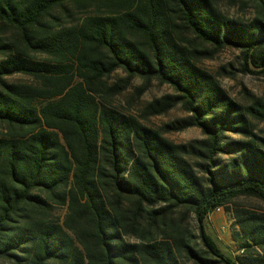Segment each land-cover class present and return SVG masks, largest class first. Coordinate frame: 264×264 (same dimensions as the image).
I'll use <instances>...</instances> for the list:
<instances>
[{"label":"trees","instance_id":"16d2710c","mask_svg":"<svg viewBox=\"0 0 264 264\" xmlns=\"http://www.w3.org/2000/svg\"><path fill=\"white\" fill-rule=\"evenodd\" d=\"M225 48L264 76V17L213 0H0V264H264V215L229 208L264 203V95L242 105L198 65ZM134 79L138 97L153 80L173 93L118 108ZM190 128L203 138L165 137ZM218 208L234 257L205 229Z\"/></svg>","mask_w":264,"mask_h":264},{"label":"rangeland","instance_id":"374dc122","mask_svg":"<svg viewBox=\"0 0 264 264\" xmlns=\"http://www.w3.org/2000/svg\"><path fill=\"white\" fill-rule=\"evenodd\" d=\"M218 10L229 19L249 22L254 17H264V10L258 0H213ZM79 14H73L72 20L76 21ZM198 65L215 76L220 86L225 92L236 102L246 105L252 98L262 97L264 95V76H256L244 74L239 71L240 53L233 48H225L218 52L213 59H201ZM125 75L121 71L115 72L110 79V83L123 78ZM10 82H30L23 75H14L7 78ZM143 82L140 79H134L127 87L122 95L117 96L113 102L120 109L129 110L135 113L137 109L145 103L155 98H160L166 94H172L173 90L166 84H160L153 80L147 86L143 94L138 97L136 88L141 87ZM185 114L180 106L175 107L167 114L157 117H151L146 124L153 128H160L166 123H170L176 119L184 117ZM255 132L264 137V123L255 125ZM232 138L238 139V136L230 135ZM165 137L175 144H183L195 139L203 138L201 131L197 128H190L180 132L166 134ZM226 159L225 157H221ZM241 207L249 211L258 212L264 215V203L249 198L239 197L229 208ZM66 214L65 208H57L55 216L62 220ZM179 212L172 215L174 219H178ZM232 217L226 213L224 209L220 212L210 214L205 222L206 232L211 236L217 246L228 256L236 255V247L230 237L232 230ZM186 227L192 231L195 229L193 219L186 220Z\"/></svg>","mask_w":264,"mask_h":264},{"label":"built area","instance_id":"2783aa9c","mask_svg":"<svg viewBox=\"0 0 264 264\" xmlns=\"http://www.w3.org/2000/svg\"><path fill=\"white\" fill-rule=\"evenodd\" d=\"M220 210H221V209H220V208H218V209H216L214 212H220Z\"/></svg>","mask_w":264,"mask_h":264},{"label":"bare ground","instance_id":"6f19581e","mask_svg":"<svg viewBox=\"0 0 264 264\" xmlns=\"http://www.w3.org/2000/svg\"><path fill=\"white\" fill-rule=\"evenodd\" d=\"M213 213H215V212H213ZM212 214V213H211Z\"/></svg>","mask_w":264,"mask_h":264},{"label":"crops","instance_id":"0c3cea01","mask_svg":"<svg viewBox=\"0 0 264 264\" xmlns=\"http://www.w3.org/2000/svg\"><path fill=\"white\" fill-rule=\"evenodd\" d=\"M212 214H214V213H212Z\"/></svg>","mask_w":264,"mask_h":264}]
</instances>
